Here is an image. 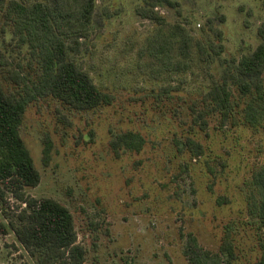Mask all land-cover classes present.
<instances>
[{"label": "rangeland", "instance_id": "obj_1", "mask_svg": "<svg viewBox=\"0 0 264 264\" xmlns=\"http://www.w3.org/2000/svg\"><path fill=\"white\" fill-rule=\"evenodd\" d=\"M179 2V9L160 5L156 11L196 37L216 29L224 33L226 51L215 58L216 75L223 74L233 57L260 45L264 0ZM146 4L97 0L90 38L81 40L76 58L116 100L87 113L70 111L53 98L29 107L21 136L40 183L26 192L70 210L78 242L89 252L87 264H189L184 252L190 235L204 249L218 252L228 227L237 257L231 264H255L262 256L264 229L251 223L246 198L254 169L264 165V130L242 123H228L222 130L215 118L207 131L193 124L189 99L211 87L198 63L188 74L164 81L139 73L136 51L157 26L137 14ZM28 59L29 51L17 46L0 11V78L5 87L10 86L8 72L26 69ZM180 84V92L162 91ZM128 131L140 133L145 147L140 153L121 147L117 155L112 142ZM47 138L53 147L45 165ZM187 138L201 143L205 155L193 157ZM219 198L227 202L221 206ZM24 207L7 193L0 203V226L9 224L8 214ZM0 264L36 263L13 232L0 231Z\"/></svg>", "mask_w": 264, "mask_h": 264}, {"label": "trees", "instance_id": "obj_2", "mask_svg": "<svg viewBox=\"0 0 264 264\" xmlns=\"http://www.w3.org/2000/svg\"><path fill=\"white\" fill-rule=\"evenodd\" d=\"M146 2L137 14L157 26L136 51L139 73L164 81L188 74L198 63L211 87L189 99L193 124L207 131L209 120L215 118L222 130L228 123L264 130V24L258 30L260 45L240 58L233 57L223 74L216 75L215 58L226 51L224 33L216 29L212 35L196 37L182 23H170L156 11L160 5L179 9V0ZM96 7L97 0H0V11L12 26L17 46L29 51L26 69L8 72L9 87L0 78V203L9 193L25 205L18 214H8L9 224L1 225L0 231L13 232L36 264L88 261L89 252L78 242L70 210L54 199L37 200L27 194V189L39 185L40 175L21 127L29 107L41 100L53 98L70 111L84 113L114 104L115 96L101 89L76 58L81 40L90 38ZM181 90L182 84L162 91ZM44 142V164L48 165L53 146L49 138ZM145 144L140 133L128 131L116 136L112 147L119 155L121 147L140 153ZM185 145L193 157L205 155L201 143L187 138ZM217 201L221 206L227 202L225 198ZM246 202L251 223L264 229V165L251 175ZM184 254L189 264H231L237 258L232 230L227 228L218 252L204 249L190 235ZM255 264H264V247Z\"/></svg>", "mask_w": 264, "mask_h": 264}]
</instances>
